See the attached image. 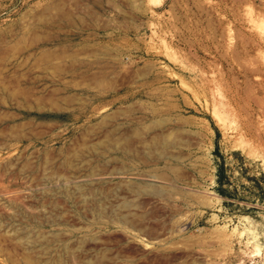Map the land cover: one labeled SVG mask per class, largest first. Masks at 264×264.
Listing matches in <instances>:
<instances>
[{
    "label": "rangeland",
    "instance_id": "1",
    "mask_svg": "<svg viewBox=\"0 0 264 264\" xmlns=\"http://www.w3.org/2000/svg\"><path fill=\"white\" fill-rule=\"evenodd\" d=\"M0 264H264V0H0Z\"/></svg>",
    "mask_w": 264,
    "mask_h": 264
}]
</instances>
